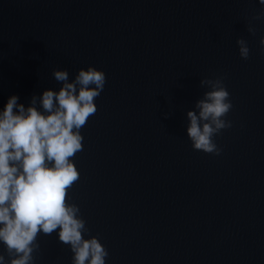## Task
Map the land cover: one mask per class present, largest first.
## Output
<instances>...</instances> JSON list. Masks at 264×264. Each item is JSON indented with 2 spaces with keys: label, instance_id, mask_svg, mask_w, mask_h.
Returning a JSON list of instances; mask_svg holds the SVG:
<instances>
[{
  "label": "water",
  "instance_id": "water-1",
  "mask_svg": "<svg viewBox=\"0 0 264 264\" xmlns=\"http://www.w3.org/2000/svg\"><path fill=\"white\" fill-rule=\"evenodd\" d=\"M264 10L259 0H0V111L92 66L105 73L68 202L105 264H264ZM254 33L248 32V28ZM242 38L249 58L239 56ZM222 78L231 127L194 150L187 112ZM58 231L32 264H72ZM0 254L7 256L0 242Z\"/></svg>",
  "mask_w": 264,
  "mask_h": 264
},
{
  "label": "clouds",
  "instance_id": "clouds-1",
  "mask_svg": "<svg viewBox=\"0 0 264 264\" xmlns=\"http://www.w3.org/2000/svg\"><path fill=\"white\" fill-rule=\"evenodd\" d=\"M262 17L264 10L253 19ZM236 44L247 60V42L238 38ZM260 44L264 51V38ZM52 75L62 86L58 92L43 91L42 111L37 97L26 108L15 95L0 111V242L10 257L5 261L0 254V264H32L37 236L57 230L59 240L70 246L72 264H105L106 249L96 237L84 238L88 230L80 209L68 202V189L79 180L72 157L82 150L80 130L96 112L94 101L104 89L105 73L88 66L71 82L67 70L54 69ZM200 86L210 90L186 114L187 137L194 150L219 155L213 137L232 126L224 117L233 105L222 78L201 79Z\"/></svg>",
  "mask_w": 264,
  "mask_h": 264
}]
</instances>
